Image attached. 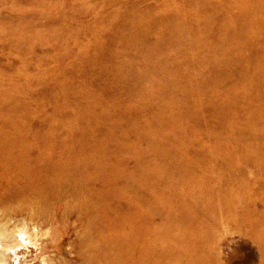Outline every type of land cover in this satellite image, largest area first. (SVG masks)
<instances>
[{
  "label": "rangeland",
  "instance_id": "obj_1",
  "mask_svg": "<svg viewBox=\"0 0 264 264\" xmlns=\"http://www.w3.org/2000/svg\"><path fill=\"white\" fill-rule=\"evenodd\" d=\"M0 228L4 264H264V0H0Z\"/></svg>",
  "mask_w": 264,
  "mask_h": 264
},
{
  "label": "bare ground",
  "instance_id": "obj_2",
  "mask_svg": "<svg viewBox=\"0 0 264 264\" xmlns=\"http://www.w3.org/2000/svg\"><path fill=\"white\" fill-rule=\"evenodd\" d=\"M88 171V170H87ZM78 173H79V171H78ZM84 173V172H83ZM82 175V174H81ZM63 176V175H62ZM85 176V175H84ZM82 177V176H81ZM64 179V178H63ZM62 179V180H63ZM56 181V180H55ZM66 181V180H65ZM58 182V181H57ZM60 182V181H59ZM63 182V181H62ZM64 183V182H63ZM62 183V184H63ZM50 184V183H49ZM52 184V183H51ZM61 184V183H60ZM75 184H76V182H75ZM35 185V184H34ZM58 185V184H57ZM48 186H50V185H48ZM73 186V185H72ZM76 186V185H75ZM61 187V186H60ZM67 187V186H66ZM69 187V186H68ZM68 187H67V189H68ZM71 187V186H70ZM62 188V187H61ZM82 188V187H81ZM89 188H91V187H89ZM89 188L87 187V189L89 190ZM30 189V188H29ZM83 189V188H82ZM92 189V188H91ZM93 189H94V187H93ZM33 190V189H32ZM39 190V189H38ZM54 190V189H53ZM63 190V189H62ZM78 190V189H77ZM79 190H81L80 188H79ZM86 190V189H85ZM96 191H97V189H95ZM40 191H41V193L38 195L37 194V196H36V198L35 199H37V200H41V199H45L44 197H46V195H45V193H46V191H47V189H46V185L44 184V183H41V185H40ZM50 191H52L51 190V186H50ZM59 191V190H58ZM65 191H66V189H65ZM72 191V190H71ZM87 191V190H86ZM90 191V190H89ZM48 192V191H47ZM64 192V191H63ZM68 192H69V190H68ZM73 192V191H72ZM82 192V191H81ZM29 193H30V191H29ZM56 193V192H55ZM66 193H67V191H66ZM86 193V192H85ZM52 194V193H51ZM30 195V194H29ZM49 195V194H48ZM54 195V194H53ZM52 195V196H53ZM59 195V194H58ZM64 195H66V194H64ZM68 195V194H67ZM75 195V194H74ZM80 195V194H79ZM85 195H87V193L85 194ZM52 196H51V198H52ZM62 196H63V194H62ZM78 196V195H77ZM83 196V195H82ZM88 196V195H87ZM93 196V195H92ZM49 197V196H48ZM90 197V196H89ZM54 198V197H53ZM66 198V197H65ZM91 198V197H90ZM25 199V198H24ZM57 199V198H56ZM63 199V198H62ZM61 199V200H62ZM37 200L35 201V203L37 204ZM80 200V199H79ZM50 201V200H49ZM68 201V200H67ZM95 201V200H94ZM43 202V201H42ZM34 203V202H33ZM52 203H53V200H52ZM24 204V203H23ZM65 204V203H64ZM39 205V204H38ZM42 205V204H41ZM94 205V204H93ZM18 206V205H17ZM40 206V205H39ZM49 207H51V206H49ZM68 207V206H67ZM19 208V207H18ZM36 208V207H35ZM38 208V207H37ZM43 208V207H42ZM46 208V207H45ZM69 208V207H68ZM39 209V208H38ZM37 209V210H38ZM42 210V209H41ZM40 210V211H41ZM48 210V209H47ZM46 210V211H47ZM35 211V210H34ZM33 211V212H34ZM43 211V210H42ZM44 211H45V209H44ZM45 211V212H46ZM21 212V211H20ZM29 213V212H28ZM25 214V213H24ZM42 214H43V212H42ZM32 215V214H31ZM34 215V214H33ZM25 216V215H24ZM31 218V217H30ZM32 219H34V218H32ZM91 227V226H90ZM0 229H2V228H0ZM0 232H2L1 230H0ZM43 232V231H42ZM3 233H1L0 234V240L2 239V237H3V235H2ZM146 234H147V232H146ZM6 236V235H5ZM8 248V247H7ZM4 257H5V251H3L2 249H0V264H4ZM106 258V257H105ZM108 258V257H107ZM111 258V257H110ZM113 258L115 259V256L113 255ZM113 259V260H114ZM107 260V259H106ZM110 260V259H109ZM116 260H119L117 257H116ZM93 261V260H92ZM115 261V260H114ZM189 262V261H188ZM115 263V262H114ZM119 264V263H118ZM158 264V263H157ZM212 264V263H211ZM215 264V263H214Z\"/></svg>",
  "mask_w": 264,
  "mask_h": 264
}]
</instances>
